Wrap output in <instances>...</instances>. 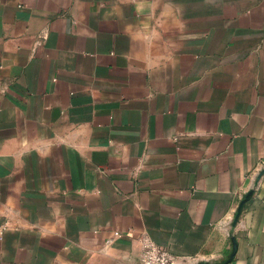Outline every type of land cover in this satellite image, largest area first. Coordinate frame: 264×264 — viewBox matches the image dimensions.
Here are the masks:
<instances>
[{"label":"crops","instance_id":"obj_1","mask_svg":"<svg viewBox=\"0 0 264 264\" xmlns=\"http://www.w3.org/2000/svg\"><path fill=\"white\" fill-rule=\"evenodd\" d=\"M264 264V0H0V264Z\"/></svg>","mask_w":264,"mask_h":264},{"label":"built area","instance_id":"obj_2","mask_svg":"<svg viewBox=\"0 0 264 264\" xmlns=\"http://www.w3.org/2000/svg\"><path fill=\"white\" fill-rule=\"evenodd\" d=\"M140 264H176V258L167 247L147 243L144 246Z\"/></svg>","mask_w":264,"mask_h":264}]
</instances>
